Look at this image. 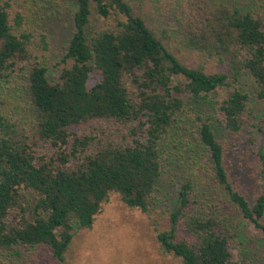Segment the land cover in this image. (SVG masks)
I'll use <instances>...</instances> for the list:
<instances>
[{
	"label": "trees",
	"instance_id": "trees-1",
	"mask_svg": "<svg viewBox=\"0 0 264 264\" xmlns=\"http://www.w3.org/2000/svg\"><path fill=\"white\" fill-rule=\"evenodd\" d=\"M147 3L72 0L47 66L36 20L64 4L0 0V264H65L76 230L111 194L149 213L164 176L174 195L155 230L161 254L235 264L238 219L264 244V152L250 148L264 135L252 112L264 100V0ZM239 136L250 191L227 158Z\"/></svg>",
	"mask_w": 264,
	"mask_h": 264
},
{
	"label": "rangeland",
	"instance_id": "rangeland-1",
	"mask_svg": "<svg viewBox=\"0 0 264 264\" xmlns=\"http://www.w3.org/2000/svg\"><path fill=\"white\" fill-rule=\"evenodd\" d=\"M56 1L64 4L66 12H56L36 20L49 36V50L45 58L47 66L59 56L62 43L70 29L69 15L73 9L72 0ZM148 1L150 0H134L136 7L141 9L148 8ZM152 1L159 2V0ZM92 79L89 80L90 83L93 82ZM251 82L249 75H243L239 88L248 91ZM252 112L256 116L264 117V100H254ZM256 140L250 148L256 150L259 147L264 152V135L257 134ZM227 141V158L230 167L232 168L233 164L234 173L240 176L241 184L250 191L254 185L253 178L248 176L252 167L250 150H246L247 143L241 136L236 139L228 137ZM238 165L244 166L245 171L237 170ZM193 171L198 170L194 168ZM168 178L169 176H164L161 179L157 192L160 200L157 207L149 213H143L137 208H129L118 199L117 195L111 194L94 216L91 227L76 230L68 247L65 264H180L171 255L161 254L155 241V230L166 226L163 211L172 208L173 204L174 186ZM236 223L238 226L235 231L240 232V237L236 236L230 241L235 264H264V244L260 235L245 220L238 219ZM36 254L37 258L46 256L44 252Z\"/></svg>",
	"mask_w": 264,
	"mask_h": 264
}]
</instances>
